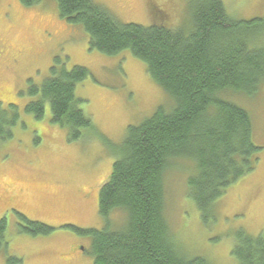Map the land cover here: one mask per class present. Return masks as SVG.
Wrapping results in <instances>:
<instances>
[{"label": "rangeland", "instance_id": "374dc122", "mask_svg": "<svg viewBox=\"0 0 264 264\" xmlns=\"http://www.w3.org/2000/svg\"><path fill=\"white\" fill-rule=\"evenodd\" d=\"M123 23L149 25L164 21L190 29L193 0H94ZM237 19L264 20V0H222ZM58 58V61H55ZM79 65L88 76L75 86V96L91 119L77 140L51 120L48 104L39 119L23 111L36 97L29 81L40 86L56 73ZM252 122L253 169L232 183L202 218L187 196L186 178L192 163L171 161L164 173L165 216L177 247L187 257L201 256L210 264H235L232 255L238 230L264 235V82L251 95L231 93ZM19 113L11 136L0 140V218L6 220L7 246H0V264L7 256L20 264H93L91 239L65 227L118 229L123 210L98 211V191L110 176L116 149L128 125L140 123L158 107L168 111L173 98L147 72V64L127 49L109 55L89 47L81 26L58 13L55 0L25 6L0 0V108ZM10 115V112H9ZM49 225L52 232L31 236L18 230L15 213ZM82 246V248H81Z\"/></svg>", "mask_w": 264, "mask_h": 264}, {"label": "trees", "instance_id": "16d2710c", "mask_svg": "<svg viewBox=\"0 0 264 264\" xmlns=\"http://www.w3.org/2000/svg\"><path fill=\"white\" fill-rule=\"evenodd\" d=\"M39 1L20 0L25 6ZM55 2L62 19L82 27L90 48L109 55L129 50L173 98L170 110L158 107L127 126L109 179L99 188L100 215L108 221L111 212L123 210V226L65 227L90 237L93 264H210L201 256H185L177 247L165 216L164 173L176 159L192 163L187 196L206 219L213 202L253 169L257 147L250 116L228 95H251L264 82V20L237 19L222 0H193L190 29L185 31L164 21L120 22L94 0ZM51 71L40 86L29 81L28 94L37 97L23 111L39 119L48 104L51 120L67 128L69 141L77 140L92 126L75 96L76 84L89 72L79 65ZM9 108H0V140L11 136L9 128L19 117L15 105ZM15 213L21 233L47 235L54 229ZM5 233L6 220L0 218V246L6 247ZM232 255L235 264H264V235L238 230ZM6 263L20 264L21 259L7 256Z\"/></svg>", "mask_w": 264, "mask_h": 264}, {"label": "bare ground", "instance_id": "6f19581e", "mask_svg": "<svg viewBox=\"0 0 264 264\" xmlns=\"http://www.w3.org/2000/svg\"><path fill=\"white\" fill-rule=\"evenodd\" d=\"M206 260V259H205Z\"/></svg>", "mask_w": 264, "mask_h": 264}]
</instances>
